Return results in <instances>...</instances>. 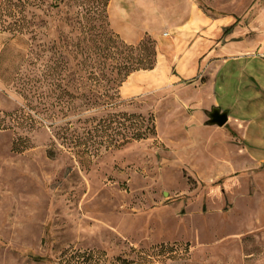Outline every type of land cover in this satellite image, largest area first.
Here are the masks:
<instances>
[{
  "label": "rangeland",
  "instance_id": "374dc122",
  "mask_svg": "<svg viewBox=\"0 0 264 264\" xmlns=\"http://www.w3.org/2000/svg\"><path fill=\"white\" fill-rule=\"evenodd\" d=\"M192 8L209 24L187 29ZM0 31V264H264V164L230 120L208 123L227 110L209 52L264 55V0H2ZM148 36L154 67L117 86ZM99 91L117 104L88 108ZM109 112L156 134L80 152Z\"/></svg>",
  "mask_w": 264,
  "mask_h": 264
},
{
  "label": "crops",
  "instance_id": "0c3cea01",
  "mask_svg": "<svg viewBox=\"0 0 264 264\" xmlns=\"http://www.w3.org/2000/svg\"><path fill=\"white\" fill-rule=\"evenodd\" d=\"M2 0H0L1 5ZM209 17L198 8H192L186 25L189 30L209 24ZM114 21L112 20V23ZM227 24V20L224 22ZM120 31V29H116ZM126 38L137 42L135 32L126 30ZM181 39L188 37L182 35ZM137 38V39H136ZM189 39V38H188ZM8 37L0 31V55ZM232 42L224 44L227 50L209 52L216 66L213 72L215 102L229 111V120L242 138V149L252 159L264 164V55L257 52L231 51ZM235 49V48H234ZM231 51V52H230ZM2 120L0 117V131Z\"/></svg>",
  "mask_w": 264,
  "mask_h": 264
},
{
  "label": "trees",
  "instance_id": "16d2710c",
  "mask_svg": "<svg viewBox=\"0 0 264 264\" xmlns=\"http://www.w3.org/2000/svg\"><path fill=\"white\" fill-rule=\"evenodd\" d=\"M237 25V21L232 23L231 25L225 27L224 33H230L234 27ZM129 51L140 50L141 54L138 56L131 55L129 64H127L126 71L123 74V78L119 79L117 86H121L122 83L126 80V78L133 72L143 70V69H151L154 67L156 61V46L154 40L148 36L143 38L137 45H129L127 46ZM117 90V89H116ZM99 94H94L93 96H89L87 94H82L83 98L86 100L88 108L92 107L95 110H99L102 107H112L117 104V97L113 95H109L106 92H98ZM65 94V95H64ZM114 94V93H113ZM75 97L74 94L69 90H62V105L66 107H71L72 99L64 100L65 96ZM106 96L107 98L100 102L96 99V97L103 98ZM93 101H92V99ZM100 102V103H98ZM124 117L127 123V127H125V132L122 133L120 131V124H122V120L120 118ZM117 123V132L118 134H123L122 138L114 140L112 134H108V130L110 127L113 128V124ZM65 132L71 130V128L64 127ZM94 133H92V132ZM156 134V127L152 116H144L142 114L128 113V112H109L106 117H102L97 120V122L90 128L88 131V135L85 137H81L82 140L76 142L75 145H83L84 149L80 150V152L84 153L85 150L88 152H93V146L97 143H103L106 148H121L122 146L131 143L133 141L143 140L149 138L150 135ZM98 139V140H97ZM84 155V154H82Z\"/></svg>",
  "mask_w": 264,
  "mask_h": 264
},
{
  "label": "water",
  "instance_id": "95a60500",
  "mask_svg": "<svg viewBox=\"0 0 264 264\" xmlns=\"http://www.w3.org/2000/svg\"><path fill=\"white\" fill-rule=\"evenodd\" d=\"M209 124H216L218 126H224L229 121V111L222 110L219 106H213L208 113Z\"/></svg>",
  "mask_w": 264,
  "mask_h": 264
}]
</instances>
